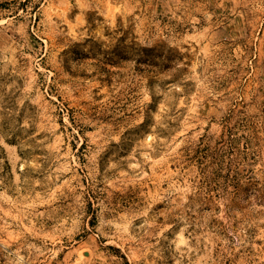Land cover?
<instances>
[{
  "label": "rangeland",
  "instance_id": "1",
  "mask_svg": "<svg viewBox=\"0 0 264 264\" xmlns=\"http://www.w3.org/2000/svg\"><path fill=\"white\" fill-rule=\"evenodd\" d=\"M0 264H264V0H0Z\"/></svg>",
  "mask_w": 264,
  "mask_h": 264
}]
</instances>
